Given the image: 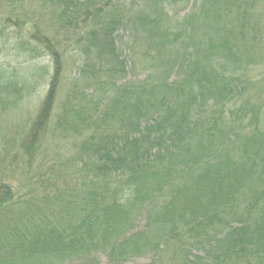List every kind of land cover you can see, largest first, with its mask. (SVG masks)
I'll list each match as a JSON object with an SVG mask.
<instances>
[{"label": "trees", "instance_id": "16d2710c", "mask_svg": "<svg viewBox=\"0 0 264 264\" xmlns=\"http://www.w3.org/2000/svg\"><path fill=\"white\" fill-rule=\"evenodd\" d=\"M3 53L0 264H264V0H0Z\"/></svg>", "mask_w": 264, "mask_h": 264}, {"label": "rangeland", "instance_id": "374dc122", "mask_svg": "<svg viewBox=\"0 0 264 264\" xmlns=\"http://www.w3.org/2000/svg\"><path fill=\"white\" fill-rule=\"evenodd\" d=\"M140 4H141V2H140ZM183 15H184V13H180L179 16H183ZM0 58L4 61V63L6 61H10L11 62L10 66L12 68H18L21 71H23V73H24V68L27 65H24V64H21L20 65L19 64V66H18V63H21V59H18L16 57H12V54L5 55V53H3L2 55H0ZM38 63H39V65H44V63H41L39 61H38ZM143 75L144 74H142L140 72H137V73H133V72L132 73H129V75L126 78V81L127 82H133V81L138 80V79L141 80L143 78ZM16 183L17 182L13 181L12 184L15 185ZM139 227H142V222L140 223ZM99 261H100V264H110V263L107 262V260L104 257H100ZM147 263H148V259L143 257V258H136V259L128 260L124 264H147Z\"/></svg>", "mask_w": 264, "mask_h": 264}]
</instances>
